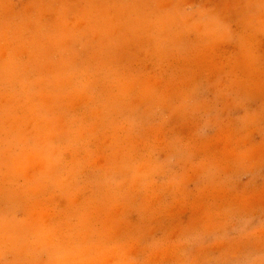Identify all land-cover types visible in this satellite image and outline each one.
I'll return each instance as SVG.
<instances>
[{
  "label": "rangeland",
  "instance_id": "obj_1",
  "mask_svg": "<svg viewBox=\"0 0 264 264\" xmlns=\"http://www.w3.org/2000/svg\"><path fill=\"white\" fill-rule=\"evenodd\" d=\"M0 264H264V0H0Z\"/></svg>",
  "mask_w": 264,
  "mask_h": 264
}]
</instances>
